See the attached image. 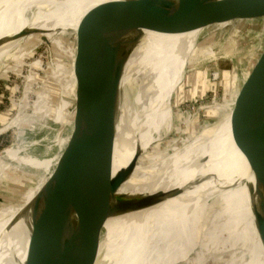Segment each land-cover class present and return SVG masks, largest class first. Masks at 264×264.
Returning <instances> with one entry per match:
<instances>
[{
    "label": "rangeland",
    "instance_id": "374dc122",
    "mask_svg": "<svg viewBox=\"0 0 264 264\" xmlns=\"http://www.w3.org/2000/svg\"><path fill=\"white\" fill-rule=\"evenodd\" d=\"M137 1L125 0V4L119 5V9L116 8V0H107L106 3H114L117 11L125 13ZM243 21L204 36L192 51L182 77L167 95L169 97L172 94V123L169 118L167 122L159 119L158 125L150 127L152 130H148L143 121L137 125L136 128L142 131L144 152L133 173H125L132 166L128 164V160L117 164L112 178L115 183L110 186L112 198L109 204L149 205L145 200L148 195L176 188L174 184L184 174L190 176L191 191L142 212L108 219L102 238H122L142 233L146 229L165 227L191 217L205 205L206 194L204 196L200 182L199 163L213 137L208 135L209 130H205L206 128L197 136L193 135L203 125L212 126L217 123L218 118L213 112L236 80L237 88L240 87L241 75L248 73L262 54L264 18ZM53 22L50 31L58 27L64 30L73 28L75 31L80 23V12L74 5L69 12L55 10ZM36 30L49 32L45 27ZM143 33L147 34L148 30ZM69 39L70 37H63L61 33L29 36L25 45L17 52V59L9 60L0 67V215L10 214V207L14 204L30 206L52 175L68 142L72 150L81 107L76 84L66 87L65 93L60 92L56 86L53 87L56 94L54 100L60 102L62 124L48 120L44 127L33 128L28 123H33L34 120L29 115L32 114V106L36 101V91L41 89L42 80L52 67L61 63L60 50ZM232 101L235 102V99ZM36 103L37 113L42 114L45 108L41 107L40 97ZM228 103L225 102L222 106L225 107ZM228 115L214 137L227 124L231 112ZM58 136L64 137L57 142L59 154L55 139ZM242 160L232 183L238 178L246 179L250 173L245 158ZM120 175L129 177V180L122 182ZM128 197H135L136 200L128 205ZM20 218L21 215L12 217L9 226L16 224ZM146 224L148 227L144 228L143 225ZM198 238L199 241L203 239ZM29 240L30 236L23 234L15 241L5 243L0 252V264H12L22 258L27 252ZM199 252L197 249L193 255L196 256ZM250 257L233 248L227 252L219 251L208 255L205 264H245Z\"/></svg>",
    "mask_w": 264,
    "mask_h": 264
},
{
    "label": "water",
    "instance_id": "95a60500",
    "mask_svg": "<svg viewBox=\"0 0 264 264\" xmlns=\"http://www.w3.org/2000/svg\"><path fill=\"white\" fill-rule=\"evenodd\" d=\"M176 2L138 0L125 13L117 11L114 3H106L86 16L75 31L73 28L64 30L61 27L50 32L23 30L13 38L0 39L2 43L56 33L70 37L60 50L61 63L52 67L42 80L41 89L36 91V101L29 115L34 120L28 123L33 128L44 127L48 120L62 124L60 102L54 100L55 86L65 93L66 87L73 84L86 88L120 82L131 54L144 39V30L162 34L200 31L196 38L199 43L204 36L243 20L264 18V0H180L183 5L180 8ZM105 95L101 94V99L106 98ZM39 97L41 107L45 108L42 114L37 113L35 107ZM225 102L229 103L224 107L222 105ZM229 112L231 124L227 133L231 130L230 135L241 150L255 180L254 185H245L251 223L264 254V45L262 54L248 73L241 75L240 87L237 88L236 80L213 112L218 118L217 123L203 125L193 137L206 128L209 130L208 135L213 137L209 144L213 143L214 133L227 119ZM62 138H55L57 154V142ZM75 139L79 144L78 152L90 159L92 150H89L83 132L78 131ZM221 144L219 142V151H222ZM96 153L100 155L101 149H96ZM140 156H134L132 166L125 172L127 175L134 172ZM228 156L224 154L218 159ZM112 168V158L96 164L93 169L79 168L68 142L52 175L35 198L33 231L27 247L26 264H80L95 260L108 219L161 205L182 196L192 186L187 182L179 188L159 192L153 204L149 205H110L106 198L105 183Z\"/></svg>",
    "mask_w": 264,
    "mask_h": 264
},
{
    "label": "bare ground",
    "instance_id": "6f19581e",
    "mask_svg": "<svg viewBox=\"0 0 264 264\" xmlns=\"http://www.w3.org/2000/svg\"><path fill=\"white\" fill-rule=\"evenodd\" d=\"M106 1L0 0V39H10L23 30H36L39 27H45L50 32L54 23V11L69 12L72 5L80 12L81 22L94 10L106 4ZM123 2L125 0H116V8L119 9V5L125 4ZM176 6L183 7L180 0H177ZM199 33L200 31L162 34L148 30L147 34L143 33V41L131 54L120 82L78 87L77 96L81 107L77 132H83L92 153L90 159L81 155L77 149L79 144L74 138L73 156L79 168L84 170L93 169L96 164L108 158L113 159V168L105 183L108 202L112 198L111 187L115 183L112 178L117 164L128 160L131 166L134 156L144 152L142 131L136 128L137 125L143 121L149 130L150 127L158 125L159 119L167 122L169 118L173 122L172 94L169 97L167 95L182 77L189 57L198 44L196 38ZM27 39L28 37L0 43V67L17 57V52ZM103 93H106V98L101 99ZM100 100L101 103L98 102ZM230 122L231 117L214 137L213 143L208 145L199 163L200 182L204 196L206 194L203 207L191 217L165 227L146 229L142 233L122 238H102L97 258L80 264H205L208 255L219 251L227 252L233 248L251 256L245 264H264L263 250L251 223L245 185H254L252 171L250 170L246 179L238 178L232 183L244 156L230 135L231 130L227 133ZM217 141L222 143V151H219ZM98 148L102 152L100 155L96 153ZM224 154L229 155V158L218 159ZM206 159L209 161L206 162ZM120 177L122 182L129 180L125 175ZM185 182H190L189 174L182 175L174 185L180 187ZM156 197L157 195L150 194L145 200L153 204ZM135 200V197H128L126 202L130 205ZM34 202L27 207L14 204L10 207V214L0 215V252L5 243L15 241L23 234L31 237ZM17 215H21L20 220L9 226L10 219ZM198 237L203 239L199 241ZM197 249L200 252L194 256ZM26 253L12 264H26Z\"/></svg>",
    "mask_w": 264,
    "mask_h": 264
}]
</instances>
